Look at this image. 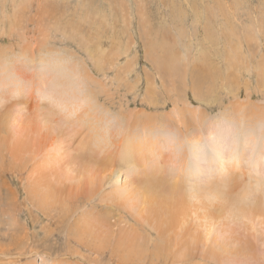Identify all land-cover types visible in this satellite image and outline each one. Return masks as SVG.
Returning <instances> with one entry per match:
<instances>
[{"label": "rangeland", "instance_id": "rangeland-1", "mask_svg": "<svg viewBox=\"0 0 264 264\" xmlns=\"http://www.w3.org/2000/svg\"><path fill=\"white\" fill-rule=\"evenodd\" d=\"M0 264H264V0H0Z\"/></svg>", "mask_w": 264, "mask_h": 264}, {"label": "bare ground", "instance_id": "bare-ground-1", "mask_svg": "<svg viewBox=\"0 0 264 264\" xmlns=\"http://www.w3.org/2000/svg\"><path fill=\"white\" fill-rule=\"evenodd\" d=\"M149 140V138L147 137L145 140ZM154 144V143H153ZM159 146V144H156V146L155 147H149L148 149H149V153H150V155H151V153H152V155H153V152L155 153V151L156 150H158V147ZM147 153V152H146ZM123 157V156H122ZM124 157L126 158V160H124L127 164H134L135 163V161L134 160H132V155L128 152V151H126L125 152V154H124ZM134 162V163H133ZM118 177V176H117ZM169 195H171V196H169V199H173V197H177V193H176V191H171L170 192V194ZM168 199V200H169ZM180 205V202H178V204H176V206H179ZM167 211V210H166ZM180 211V210H179ZM167 212H169V211H167ZM169 214L170 215H168V214H166V215H168V216H170V217H168V216H165V217H168L167 219H165V218H162V220L160 221V223H162L163 225H168L167 227H169L170 225H171V223H173V222H176V220H178L177 218H176V216H177V214H175V212H169ZM166 228V227H165ZM164 229V228H163ZM169 229V228H168Z\"/></svg>", "mask_w": 264, "mask_h": 264}]
</instances>
